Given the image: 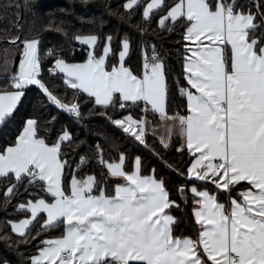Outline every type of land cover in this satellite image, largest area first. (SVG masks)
<instances>
[{
    "label": "snow or ice",
    "instance_id": "6c2138e0",
    "mask_svg": "<svg viewBox=\"0 0 264 264\" xmlns=\"http://www.w3.org/2000/svg\"><path fill=\"white\" fill-rule=\"evenodd\" d=\"M141 6L144 22L158 17L161 30L171 33L183 28L187 87L180 86L179 92L186 99L187 115L168 113L166 66L156 44H143L139 75L126 66L131 50L127 35L118 52L112 47L114 37L105 36L99 54L98 35H75L76 41L89 46L86 61L69 63L56 49H48L45 55L54 58L49 73L63 74L69 88L87 94L105 109L128 111L130 105L143 103L146 114L150 106L165 126L159 139L164 149L179 127L183 143L177 151L186 149L190 161L173 165L161 160L183 178L175 190L185 204L186 193H192L197 231L177 233L181 218L174 213L182 211L181 204L155 169L143 174L140 156L132 158L129 168L125 152L117 149L116 157L106 159L97 144L95 158L107 176L102 171L99 176L79 178L76 173L89 163L86 156H80L76 168L66 174L70 164L63 146L72 144V134L64 128L50 143L48 130L41 135L34 118L25 121L13 143L0 148V179L10 181L0 191L3 209L11 206L13 197L28 196L16 211L30 212V218L2 223L24 244L63 226L61 236L40 241L30 264H264V0H144L143 4L126 0L123 4L128 11ZM18 20H10V25L18 29ZM0 42L23 46L18 71L5 73L0 83V128L13 118L32 85L58 108L82 116L80 103H64L43 81L44 56L38 38L16 35ZM109 56L117 58L110 70ZM102 115L150 148L146 115L120 119L107 112ZM109 180L122 183H114L109 193ZM192 181L200 186L189 189ZM242 183L248 187L233 196ZM221 194L227 202L220 201ZM41 213L46 218L30 235Z\"/></svg>",
    "mask_w": 264,
    "mask_h": 264
},
{
    "label": "trees",
    "instance_id": "16d2710c",
    "mask_svg": "<svg viewBox=\"0 0 264 264\" xmlns=\"http://www.w3.org/2000/svg\"><path fill=\"white\" fill-rule=\"evenodd\" d=\"M126 0H0V16H7V19L0 20V41L12 36L20 35L22 38H38L41 43L39 49L42 60L43 81L50 88L53 94L57 95L64 103L78 102L81 105L82 116L75 117L71 113L62 110L52 104L38 86L32 85L26 88L25 96L18 105L14 116L8 123L0 128V148L13 143L22 131L25 121L34 118L39 122L41 135L47 129L49 142H55L57 136L64 128L72 134L71 145L65 143L63 151L67 154L70 168H76V163L80 156L89 158V163L82 166L76 173L81 179L87 175H100L104 171L95 158L96 145L99 144L104 149L105 158L116 157L118 151H123L129 157L128 167L132 166L131 161L135 156H140L143 160V174H150L152 169L156 170L157 177H163L168 181V188L171 190L172 198L177 199L181 204L182 211L174 214L181 218L177 233L183 232L185 235H192L197 231V225L193 217V196L190 191L186 193L187 203L179 198L175 188L183 178L178 177L175 171L170 170L162 162L161 157L167 163L176 165L184 161L189 162L190 156L185 149L183 153L177 151L182 141L179 136L171 139L170 147L164 149L159 143V138L147 131V143L150 148H146L134 141L130 136L123 133L118 127L113 125L102 113L107 112L114 119H120L127 114L134 117L142 116L143 103L139 106L130 105L128 111L105 109L94 104V99L89 98L82 92H74L64 83V75H51L49 69L54 64V58L45 55L46 50L56 49L68 62L83 61L88 57L89 48L80 45L75 39V35H98L100 41L96 46L97 53L102 52L105 40L104 37L112 35L114 40L112 47L117 52L120 50V42L125 35L131 40V50L126 57V66H130L139 75L141 71L142 58L141 48L143 44H156L157 50L164 59L169 86L168 113L169 115H184L186 111V99L181 96L179 87H187L184 76V42L182 40L183 28L177 27L173 32L161 30L157 24V18L148 22L142 19V6L135 7L128 11L123 8ZM144 0H142L143 4ZM18 5V7H5L7 4ZM171 3V0H169ZM19 17V28H13L10 20ZM139 26V27H138ZM9 29L8 32L3 31ZM146 29L141 32L139 29ZM60 29V31H57ZM21 43L15 45L0 42V83H3L4 74L11 75L18 71L19 53L22 52ZM108 68L117 63L116 56H109ZM151 125L160 122L159 115L149 110L146 113ZM55 118V120H53ZM83 142V143H81ZM150 149H155L159 155H155ZM121 181L109 180V193H111L114 183ZM10 184L7 179H0V191ZM200 186V182L192 181L190 185ZM242 183L240 188L232 194L236 195L241 188L246 187ZM210 190L214 186L207 185ZM22 191V189H21ZM45 199L50 197L43 194ZM28 196L20 199L13 197L11 206L3 209L4 197L0 196V264H30V257L37 253L41 247L40 241L45 238L59 237L63 234V226L49 229L38 239L30 243H21L22 238L13 233L11 228L4 225V220H19L29 215V212H17L16 207ZM221 202H226L224 194L219 196ZM39 219L32 228L30 235H34L40 223L45 219L44 213L38 214ZM133 264H135L133 262Z\"/></svg>",
    "mask_w": 264,
    "mask_h": 264
},
{
    "label": "crops",
    "instance_id": "0c3cea01",
    "mask_svg": "<svg viewBox=\"0 0 264 264\" xmlns=\"http://www.w3.org/2000/svg\"><path fill=\"white\" fill-rule=\"evenodd\" d=\"M86 36V35H85ZM78 42V41H77ZM206 43H207V41H205ZM80 45H84V44H82V43H80V42H78ZM84 46H87V45H84ZM88 48H89V46H87ZM90 50V49H89ZM87 59V58H86ZM86 59L85 60H83V61H79V62H69V63H76V64H79V63H84L85 61H86ZM110 70V69H109ZM149 110H151L150 109V106H149ZM188 113H186V114H184V115H187ZM170 123V122H169ZM164 125L162 124V122H161V120H160V122L158 123V124H156V125H151L150 123H149V127H148V130L147 131H149V132H151V133H153V134H155L159 139H160V136L163 134V132H164ZM23 130V129H22ZM173 131H174V135L172 136V137H174V136H179L180 138H181V141H182V143H183V139H182V137L179 135V127L178 126H176L174 129H173ZM172 139V138H171ZM181 143V144H182ZM181 146V145H180ZM144 175H149V174H144ZM121 183H122V181H121ZM193 186V184L192 185H190V187H189V189L191 188ZM198 187V186H197ZM248 187V185L246 186V187H244V188H247ZM209 189V188H208ZM210 190V189H209ZM227 202V201H226ZM44 215H45V218H46V213H44ZM24 218H30V212H29V215L28 216H26V217H24ZM24 218H21V219H24ZM20 220V219H19ZM16 221H18V220H14L13 222H16ZM55 238V237H54ZM37 254V253H36ZM35 254V255H36ZM135 263V262H134Z\"/></svg>",
    "mask_w": 264,
    "mask_h": 264
},
{
    "label": "rangeland",
    "instance_id": "374dc122",
    "mask_svg": "<svg viewBox=\"0 0 264 264\" xmlns=\"http://www.w3.org/2000/svg\"><path fill=\"white\" fill-rule=\"evenodd\" d=\"M130 114V113H129ZM129 114H127V115H129ZM132 115V114H131ZM142 115H146V114H144V113H142ZM146 117H147V115H146ZM147 120H148V117H147ZM150 122V121H149Z\"/></svg>",
    "mask_w": 264,
    "mask_h": 264
}]
</instances>
